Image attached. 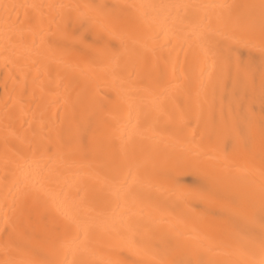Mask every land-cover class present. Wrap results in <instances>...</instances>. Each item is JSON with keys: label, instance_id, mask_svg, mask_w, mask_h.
Instances as JSON below:
<instances>
[{"label": "bare ground", "instance_id": "6f19581e", "mask_svg": "<svg viewBox=\"0 0 264 264\" xmlns=\"http://www.w3.org/2000/svg\"><path fill=\"white\" fill-rule=\"evenodd\" d=\"M264 0H0V264L264 259Z\"/></svg>", "mask_w": 264, "mask_h": 264}, {"label": "snow or ice", "instance_id": "6c2138e0", "mask_svg": "<svg viewBox=\"0 0 264 264\" xmlns=\"http://www.w3.org/2000/svg\"><path fill=\"white\" fill-rule=\"evenodd\" d=\"M262 53H264V47L261 48ZM262 251H264V242H262ZM259 264H264V259H261Z\"/></svg>", "mask_w": 264, "mask_h": 264}]
</instances>
